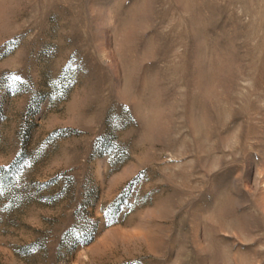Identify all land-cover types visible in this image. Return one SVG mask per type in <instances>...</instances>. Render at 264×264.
<instances>
[{"label":"rangeland","instance_id":"rangeland-1","mask_svg":"<svg viewBox=\"0 0 264 264\" xmlns=\"http://www.w3.org/2000/svg\"><path fill=\"white\" fill-rule=\"evenodd\" d=\"M0 264H264V0H0Z\"/></svg>","mask_w":264,"mask_h":264},{"label":"snow or ice","instance_id":"snow-or-ice-1","mask_svg":"<svg viewBox=\"0 0 264 264\" xmlns=\"http://www.w3.org/2000/svg\"><path fill=\"white\" fill-rule=\"evenodd\" d=\"M14 79H16V77H14Z\"/></svg>","mask_w":264,"mask_h":264}]
</instances>
